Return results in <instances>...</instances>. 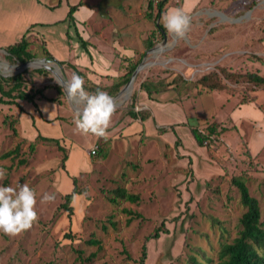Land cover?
Returning a JSON list of instances; mask_svg holds the SVG:
<instances>
[{"label":"rangeland","instance_id":"rangeland-1","mask_svg":"<svg viewBox=\"0 0 264 264\" xmlns=\"http://www.w3.org/2000/svg\"><path fill=\"white\" fill-rule=\"evenodd\" d=\"M81 1L96 8L98 13L91 21L104 18L100 23L94 22L96 27H116L115 38L126 41L135 51L127 70L135 64L144 65L137 72L132 90L127 88L126 95L115 101L120 105H115L106 139L76 130L74 120L83 105L70 99L62 85L60 93L48 87L46 94L58 93L57 100L63 105L60 114L66 136L55 140L65 150L55 141L36 139L30 132H34L30 118L22 117L20 123L19 117L11 113L17 109L15 105L0 106V169L6 174L0 186L28 184L36 194L38 213L31 229L16 236L0 233V264H80L78 250H83L86 256L98 251L89 264H143L144 244L147 245L144 264H216L222 243L237 236L245 211L232 178L243 177L264 208V148L251 150L249 144H255L248 137L258 125L246 120L242 127L249 133L243 137L230 118L234 107L243 103L253 101L264 110V86H257L245 77L247 73L264 75V0H200L185 12L190 16L186 37L177 39L166 31V42L157 27L156 6L149 9L150 0ZM182 6V0H169L162 15ZM65 9L63 5L45 19L59 20L66 15ZM62 27L58 24L56 29ZM35 41L36 57L32 59L45 57V42L41 37ZM161 45L162 50H151ZM20 63L6 48H0V75L22 72L27 88L59 84L52 72L38 71L45 68L29 65L18 70ZM54 64L60 67L64 79L70 81L75 74L73 69L66 64ZM213 71L220 73L223 84L220 89L199 82L203 75ZM224 72L237 76L227 77ZM143 81L151 84L152 94H148L151 98L173 88L175 91L166 97L180 96L176 129L157 132L154 123L151 131L123 134L120 122L127 126L131 119H136L129 114L132 107L147 114L152 112L143 102L146 99L141 89ZM163 81H173L172 86L156 91ZM87 86L88 93H95L92 83L87 82ZM124 87L125 84L121 89ZM100 91L111 97L119 93L105 83ZM22 106L33 110L28 101L22 102ZM40 107L43 115H50L49 103L43 101ZM190 125L209 129L216 126V141L200 145L198 150ZM136 126L137 122L130 127ZM80 142L88 150L97 144L99 150L96 156H90L88 169L75 176L71 174L72 163L64 161V156L69 157ZM17 146L20 147L17 159L2 157ZM190 154L200 161L195 164ZM20 159L25 163H19ZM73 177H77L80 194L71 203L74 212L69 214L61 204L64 195L74 187ZM118 186L138 193L139 201H111L112 190ZM46 193L54 199L42 203ZM124 208L138 211L144 218L128 223L129 215ZM157 228L163 229L160 235L146 240ZM67 233L72 237H66ZM91 236L101 239V249L85 243Z\"/></svg>","mask_w":264,"mask_h":264},{"label":"crops","instance_id":"crops-1","mask_svg":"<svg viewBox=\"0 0 264 264\" xmlns=\"http://www.w3.org/2000/svg\"><path fill=\"white\" fill-rule=\"evenodd\" d=\"M182 1V10L184 12H188L200 2V0ZM79 2L81 0H59L53 3L52 1L44 2L43 0H0V48H6L16 43L25 34L33 38L41 37L54 59L75 64L85 71L88 79L95 84L102 85V83H105L110 86L116 81V78L127 71L129 63L134 58L135 51L126 41L122 42L120 41L121 39L115 38L116 27L113 26V29H110L111 27L95 26V23L102 22L104 18L101 21L94 20L95 23L91 21V18L98 13L94 7H90L87 4L79 6L74 12V21H68L67 15L70 6ZM63 5L66 8L65 12H67L63 18L59 20L45 19V16L58 10ZM100 16L105 17L103 13ZM58 24H62L61 30L56 29ZM123 32L126 34L127 30L125 29ZM12 37L15 39L14 41L12 40L13 42L11 41ZM104 76L106 79H104ZM46 89L44 90L45 97L38 96L34 102L28 101L33 106L32 111L22 106V102L27 101L19 100L18 104L11 105H15L17 108L11 113L19 117L20 123L22 117L30 118L31 127L34 130V132L30 130V132L34 137L39 134L55 139L65 137V128L63 127V120L60 114L63 105L55 99L58 93L56 95H47ZM172 91L174 92L175 89L162 91L159 93L158 98H151L145 91L146 99L143 102L150 106L152 115L145 120L131 119L127 126L123 124L124 122H120V129L123 134L130 136L145 130L147 132L151 131L154 129V123L156 124L155 130L157 132L159 130L164 132L165 128L168 131L176 129L178 127L176 124L179 122L175 121V116H177L180 96L179 98L175 96L166 97ZM201 92L206 91L202 90ZM49 98L55 100H49ZM43 101L50 104L51 113H49V116L42 114L40 104ZM1 105L4 106L6 104ZM19 105L23 107V111H21ZM230 118L234 123V129L243 137H247L249 132L244 130L242 124L246 120L247 122L254 121L258 125V129L251 131L248 136L252 137L255 144L253 146L249 144V148L254 152L264 148V110L260 105L253 101L240 104L234 107ZM136 122V127H130ZM50 127L55 130L50 131ZM168 131H165V133H168ZM195 144L200 150L201 148L197 141ZM253 151H251L252 155L254 154ZM90 156L94 155L89 153L87 145L80 142L78 148L69 153L67 160V163H72L71 170H73L71 174L78 176L77 174L88 169ZM191 160L195 164L200 161V159H195L193 156H191ZM69 187L71 188V184H69Z\"/></svg>","mask_w":264,"mask_h":264},{"label":"trees","instance_id":"trees-1","mask_svg":"<svg viewBox=\"0 0 264 264\" xmlns=\"http://www.w3.org/2000/svg\"><path fill=\"white\" fill-rule=\"evenodd\" d=\"M169 0H161L160 3L156 6L157 13L155 15L156 19L162 16V13L165 11L166 4ZM84 3L81 1L75 5L70 6V10L67 15V20L70 22L74 21V12L78 9L79 6ZM154 7V4L150 1L149 9ZM158 30L163 34L166 33L165 28L161 24V22L157 23ZM37 38V37H36ZM36 38L32 36H27L25 34L19 41L14 44H11L6 47L7 52L11 57H14L20 62H26L32 58H35L34 48L36 47ZM83 41V40H82ZM150 48L153 46V43H149ZM43 55L47 58L54 59L52 53L47 49L44 44L43 47ZM60 65L66 64L68 67L73 69V72L80 76L84 80V89H89L87 86V82L92 83L94 85V92L100 90L101 85L93 83L90 79H88L85 71L81 70L78 66L73 63L66 61H58ZM138 64L133 65L129 70H127L122 76L118 77L113 84L109 86V88L113 89L115 92L119 91L121 87L126 84L130 78L131 74L135 71ZM40 73H47L46 69L38 70ZM227 77H235L237 76L235 73L231 74L228 72H224ZM220 73L213 71L211 73L203 75L199 82L203 85L213 88L220 89L223 87ZM247 81L257 85L264 86V75H260L257 73H247L245 75ZM174 81V80H173ZM163 81L162 87H158L156 91H161L165 88H169L172 85V82ZM27 81L25 79L24 73L20 72L13 76L4 77L0 75V104H6L11 106L12 104H18L19 100L32 101L34 102L36 97L41 96L45 97L44 90L48 87H54L57 91L61 92V85L57 84L55 86L46 85L44 87L38 88H27ZM150 83L143 81L141 83V89L145 90L150 96L152 94V90L150 88ZM112 92V90H110ZM57 100V98H55ZM53 98H49V100H55ZM21 111H23V107L19 105ZM129 114L134 118H140L141 120H145L152 115L144 113L143 111H138L135 107L130 109ZM6 120V119H4ZM11 126H13L12 122H9ZM192 132L198 142L199 145L203 146L205 141L208 143H212L216 141V132L217 127L212 125L211 129L209 127H197L192 126ZM36 139H43L48 141H55L60 149L65 150L60 146L59 140H55V138H48L42 135H38ZM205 144V145H207ZM33 148V144H31ZM20 147L17 146L14 149L8 150L2 154L4 158H15L17 159L20 156ZM68 159V155L64 156V161ZM19 163H25L24 159H20ZM74 187L69 193L64 195V202L61 204V207L69 212V214H73L74 207L71 205L75 196L80 194V190L77 186V177H73ZM232 183L235 185L240 193V201L245 208L241 218H240V229L238 231L237 236L230 242H223L218 255V261L216 264H264V208L262 209L259 199L251 194L250 188L247 182L241 176H235L232 178ZM113 196L110 198L113 202H118L119 199L127 200L130 202H138L140 199V195L138 193L129 192L125 187L118 186L112 190ZM124 212L129 215L127 222L130 223L134 219H139L144 216L133 209L124 208ZM161 228H157L153 233L149 234L146 237L148 240L150 237H158L161 233ZM166 231V229H164ZM66 237H72L71 233H67ZM86 244L91 246H97L98 250L102 248L101 239L91 236L85 241ZM78 260L80 264H89L92 260L97 256V252H92L90 255L86 256L83 250H78ZM147 256V245L144 244L142 250V262L144 264L145 257ZM202 264V263H200ZM209 264V262H206Z\"/></svg>","mask_w":264,"mask_h":264},{"label":"clouds","instance_id":"clouds-1","mask_svg":"<svg viewBox=\"0 0 264 264\" xmlns=\"http://www.w3.org/2000/svg\"><path fill=\"white\" fill-rule=\"evenodd\" d=\"M161 24L175 38L183 39L190 27V16L182 9H172L162 15ZM63 87L70 99L83 105V110L74 120L76 130L83 135L91 134L106 139L111 117L115 112L112 97L100 90L88 93L84 89L83 79L75 74ZM5 175L4 170L0 169V180ZM52 199L54 197L46 193L41 202H50ZM36 204V194L28 184H18L17 187L0 186V233L16 236L31 229L38 220Z\"/></svg>","mask_w":264,"mask_h":264},{"label":"water","instance_id":"water-1","mask_svg":"<svg viewBox=\"0 0 264 264\" xmlns=\"http://www.w3.org/2000/svg\"><path fill=\"white\" fill-rule=\"evenodd\" d=\"M160 19H161V16L158 18V24L160 23ZM168 40V37H167V34L165 33L164 34V42H166ZM152 51H154V49H151ZM54 63H58V60L56 59H50V58H46V57H42V58H36V59H31V60H28L26 62H21L20 64L17 65V68L18 70H22L23 68L29 66V65H32V66H39V67H43L45 68L46 70L52 72L55 77L57 78L58 80V83L59 85H62L66 82V79H64V77L60 74L59 70L60 67ZM144 64L140 63L139 66L135 69V71L133 72V75L132 77L130 78V80L127 82V84H125V87L123 89H121L119 91V93L117 95H115L114 97H112L113 99V102L114 104L116 103V99L119 97V95L123 92V90L129 86L135 79L136 75H137V72L140 70L141 66H143ZM62 67V66H61ZM18 74V73H16ZM10 74H2V76L4 77H7L9 76ZM11 76V75H10ZM116 106H119L118 104H115Z\"/></svg>","mask_w":264,"mask_h":264},{"label":"built area","instance_id":"built-area-1","mask_svg":"<svg viewBox=\"0 0 264 264\" xmlns=\"http://www.w3.org/2000/svg\"><path fill=\"white\" fill-rule=\"evenodd\" d=\"M150 1L154 4V6H157L160 3L161 0H150ZM207 143H208V141L206 140L205 144H207ZM98 150H99V145L96 144V145H93L91 147V149L89 150V153L91 155H97L98 154Z\"/></svg>","mask_w":264,"mask_h":264},{"label":"bare ground","instance_id":"bare-ground-1","mask_svg":"<svg viewBox=\"0 0 264 264\" xmlns=\"http://www.w3.org/2000/svg\"><path fill=\"white\" fill-rule=\"evenodd\" d=\"M162 46H163V45H161V47H159V48H155V49H154V52H158V51L162 50ZM155 58H158V57H155ZM152 62H153V61H152ZM152 62H150L149 65H150ZM149 65H146V66H149ZM141 68H142V66H141ZM141 68H140V70H141ZM133 86H134V81H133L129 86H127L124 90H126L127 88H129V91H131L132 88H133ZM124 90H123V92L119 95V97L116 99V101H117L118 99H121L124 95H126V92H124ZM128 93H129V92H128Z\"/></svg>","mask_w":264,"mask_h":264}]
</instances>
